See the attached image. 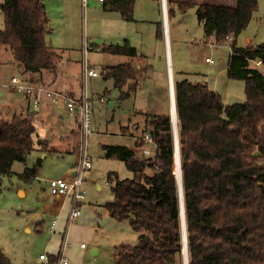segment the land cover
I'll list each match as a JSON object with an SVG mask.
<instances>
[{
  "label": "trees",
  "instance_id": "trees-1",
  "mask_svg": "<svg viewBox=\"0 0 264 264\" xmlns=\"http://www.w3.org/2000/svg\"><path fill=\"white\" fill-rule=\"evenodd\" d=\"M134 1L101 4L104 11L135 22ZM165 3L168 17L174 6L182 13L195 8L205 36L218 44L240 34L258 8L257 0ZM0 13V50L10 52L22 79L33 83L34 76L56 70L62 50L46 42L50 20L43 1L0 0ZM156 34L163 38L162 23ZM230 51L226 77L245 83L243 103L226 105L205 82H191L184 73L173 77L180 181L169 113L145 114L142 133L135 138V146L141 147L149 136L155 144L152 156L136 157L126 146H102L104 158L122 161L132 173L125 179L107 174L113 199L104 208L137 233L135 245L115 247L113 264H185L184 251L186 264H264V164L257 162L264 158V76L250 67L251 62L264 66V42L238 47L233 40ZM101 52L126 57L100 74L112 79L119 99L126 100L147 71L137 62L141 56L126 39ZM37 119L32 107L9 119L0 116V176H9L12 165L24 162L36 147L48 152L47 143L38 138ZM36 172L33 166L17 176L31 184ZM55 262L56 256L49 255L45 264ZM0 264H14L1 249Z\"/></svg>",
  "mask_w": 264,
  "mask_h": 264
},
{
  "label": "rangeland",
  "instance_id": "rangeland-1",
  "mask_svg": "<svg viewBox=\"0 0 264 264\" xmlns=\"http://www.w3.org/2000/svg\"><path fill=\"white\" fill-rule=\"evenodd\" d=\"M42 1L50 20L46 42L62 50L63 62L57 65L58 73L68 81L76 82L78 96H68L78 101L85 92L90 101L86 147L92 167L84 174L87 185L80 215L73 223H68L70 200L63 197L61 202L52 196L47 181L68 177L72 167L77 165L81 142L79 119L68 117L63 109L58 110L59 118L55 117L51 108L37 111L35 127L38 136L47 143L48 152L39 151L36 147L24 162L12 165L9 176H0V249L14 264H35L39 262L40 254L56 255L64 241L66 247L63 252L69 264H113L115 247L135 245L137 233L127 221L105 218L101 212L97 216L96 209L102 210L99 206L113 199L107 174L115 172L119 179H125L132 178V173L122 161L104 158L102 146H126L135 150L136 157L142 156V150L140 152L135 148V138L142 133L145 114L165 115L171 110L169 76L176 79L184 73L183 77L191 82H205L211 90L220 94L226 105L245 102V83L228 79L225 67L233 40L238 47L247 45L246 38L253 46L264 42V0H257V11L252 14L245 29L234 39L229 37L220 44L213 37L205 36L195 8L182 13L174 6L169 17L166 10V30L163 38L157 37V24L164 26L162 0H135V22H125L117 13L104 11L97 0H88L84 13L80 0ZM3 26L0 13V28ZM124 39L137 49L141 56L137 62L147 71L136 91L126 100H120L113 80H105L100 74L104 66L124 62L126 57L108 55L101 49L121 44ZM96 48L99 50L96 51ZM84 51L87 52L89 65L99 74L85 84L81 80ZM205 59L212 63H206ZM250 67L264 76V66L252 62ZM12 76L21 78L10 52L1 49L0 116L5 119L28 111L26 107L9 110L10 104L21 97L10 83ZM130 110L135 113L131 115ZM62 118L63 122L74 123L73 130L63 132L68 138L70 152L60 154L55 152L56 148L64 151L68 146L66 140L56 139V144L48 140L59 136V132L51 129L50 125L59 127ZM43 153L45 157H42ZM257 162L264 164V158H259ZM33 166L37 167V172L32 183L20 181L17 175ZM54 205H57L56 211L50 208ZM59 211L63 212L61 219ZM54 221L56 227L53 231L50 226ZM92 249L96 252L93 253Z\"/></svg>",
  "mask_w": 264,
  "mask_h": 264
},
{
  "label": "built area",
  "instance_id": "built-area-1",
  "mask_svg": "<svg viewBox=\"0 0 264 264\" xmlns=\"http://www.w3.org/2000/svg\"><path fill=\"white\" fill-rule=\"evenodd\" d=\"M100 3L103 0H98ZM82 12H85L88 0H80ZM96 51L99 49L96 48ZM206 63H212L211 60L205 59ZM99 74L92 68L87 60V52L84 51V55L81 62V80L85 84L87 80L91 78H97ZM10 83L15 90V93L21 95L29 101L30 107L37 110L42 101L46 100L51 106L58 109H63L68 117L79 119V129L81 131V142L78 155V163L73 168V175L70 180L64 178L51 179L47 181L49 192L56 197H66L70 200L71 209L68 214V223H73L80 215V205L85 198V179L84 174L90 170L91 160L87 155L86 139L89 134L90 128V101L86 98L85 92L81 95L80 99L74 100L64 93L42 87L35 83H30L24 79L13 76L10 79ZM103 99L100 98V101ZM78 112V113H77ZM145 143H153L148 135L144 136ZM56 227V221L52 223L50 229L54 231ZM64 242V241H63ZM61 244L59 252L55 255V264H69L68 259L64 255L63 249L66 244ZM65 243V242H64ZM81 247H84L81 244ZM46 255H39V260L43 264L46 263Z\"/></svg>",
  "mask_w": 264,
  "mask_h": 264
},
{
  "label": "crops",
  "instance_id": "crops-1",
  "mask_svg": "<svg viewBox=\"0 0 264 264\" xmlns=\"http://www.w3.org/2000/svg\"><path fill=\"white\" fill-rule=\"evenodd\" d=\"M98 1V0H97ZM99 2V1H98ZM100 3V2H99ZM101 4V3H100ZM101 6H102V4H101ZM112 13H115V12H112ZM163 33H164V28H163ZM127 40V39H126ZM165 40L167 41V39L165 38ZM245 42H246V44H251V40L250 39H248V38H246V40H245ZM63 62V58H62V61H61V63ZM125 62V61H124ZM121 63H123V62H121ZM252 63V62H251ZM256 63V62H255ZM118 64H120V63H118ZM256 64H258L259 65V63H256ZM115 65H117V64H115ZM109 66V65H108ZM112 66V65H111ZM58 67V66H57ZM104 67H106V66H104ZM226 69H227V65H226V67H225V76H226ZM58 68H56V70H54V71H52V72H43L42 73V75L39 77V76H34V81H33V83H35V84H38V85H40V86H42V87H45V88H48V89H53V90H55V91H58V92H61V93H64L65 95H71V96H73V97H77L78 96V93L75 91V89H76V82H75V80H72L71 82L70 81H68L65 77H61L60 76V74L58 73ZM58 73V74H57ZM13 77V76H12ZM37 77V78H36ZM21 78H24V77H21ZM26 79V78H25ZM173 79V78H172ZM44 82H48V84H45ZM102 98V97H101ZM30 108V104H29V101L27 100V99H25L24 97H20V99H18L16 102H12L11 104H10V106H9V110L10 111H14V110H17V109H20V108ZM48 109V108H51L53 111H54V115L56 114V118H59V117H61V115H60V112L58 111V110H62V109H58V108H54L53 106H51L50 105V103L48 102V101H46V100H43L42 101V103H41V105H40V107L37 109V111H41L42 109ZM135 112L133 111V110H130V114L131 115H133ZM40 114H42V113H40ZM52 121H53V119H52ZM64 121V119L62 118V122L59 124V127L61 128V130L59 129V127H57V126H54L53 124H51L50 125V127H51V129L52 128H55L56 130H57V132H59V136H57V138H55V140L53 139V140H51V139H49L48 141H49V143H57V140H60V139H65L66 140V142H67V144L66 145H68L67 146V148H65L64 149V151H60L58 148H56L57 149V151H55V152H57V153H60V154H63V153H65V152H70V150H69V143H68V138H65L64 137V134H63V132H64V130H67V132L68 131H70V130H73V123H71V122H69V123H66V122H63ZM71 125H72V128H71ZM36 131H37V128H36ZM55 131V130H54ZM69 133V132H68ZM38 135V134H37ZM38 138L40 139V140H43V139H41L39 136H38ZM57 139V140H56ZM44 141V140H43ZM143 142H144V140H143ZM56 147H57V145H55ZM135 148L137 149L138 148V150L141 152V150H142V156H146L147 154H150L151 156L152 155H154L155 154V144L154 143H145L144 142V145L143 146H141V147H139V146H135ZM134 152H135V150H133ZM146 154V155H145ZM78 156V155H77ZM42 157H45V154L43 153V156ZM41 166V165H40ZM73 168H74V166L72 167V169H71V171H70V174H69V176L68 177H64V179H66V180H70L71 179V177H72V175H73ZM85 179V178H84ZM48 185V184H47ZM85 185H87V180H85ZM49 189V188H48ZM97 189H100V187L97 185ZM53 196V195H52ZM57 200H60L61 202H62V200H63V197H56V196H54ZM84 201V200H83ZM83 201H82V203H81V205L80 206H82L83 205ZM107 203V202H106ZM105 203V204H106ZM104 204V205H105ZM104 205H102V206H99L102 210H100V209H96V211H98V214H97V216L99 215V213L101 212L102 213V216L103 217H109V218H111L110 216H109V213H108V211L104 208ZM50 208H53L55 211L58 209L57 208V205H54V207H50ZM63 217V212L62 211H59V218L61 219ZM99 218H100V216H99ZM112 220H115V219H113V218H111ZM117 221V220H116ZM84 248V247H83ZM92 252L93 253H95L96 252V250L95 249H92ZM41 255V254H40ZM52 255H55V254H52ZM47 256H49V255H47L46 254V257ZM38 260H39V256H38ZM42 263V261H40L39 260V262L38 263H35V264H41Z\"/></svg>",
  "mask_w": 264,
  "mask_h": 264
},
{
  "label": "water",
  "instance_id": "water-1",
  "mask_svg": "<svg viewBox=\"0 0 264 264\" xmlns=\"http://www.w3.org/2000/svg\"><path fill=\"white\" fill-rule=\"evenodd\" d=\"M162 13H163V23H164V33L166 30V3L165 0H162ZM169 94H170V101H171V96H172V103H173V111L174 113H172L171 111H169V115H170V121L172 124V128H173V132H174V140H175V148H176V154H175V158H176V175L178 177V180L180 181V168H179V159H178V146H177V118H176V110H175V102H174V95H173V81L171 76H169ZM257 155V153H255ZM185 246V243H184ZM185 250V249H184ZM184 256H185V264H186V251H184Z\"/></svg>",
  "mask_w": 264,
  "mask_h": 264
},
{
  "label": "bare ground",
  "instance_id": "bare-ground-1",
  "mask_svg": "<svg viewBox=\"0 0 264 264\" xmlns=\"http://www.w3.org/2000/svg\"><path fill=\"white\" fill-rule=\"evenodd\" d=\"M171 101H172V96H171ZM172 113H174L173 111V103L171 104V110H170Z\"/></svg>",
  "mask_w": 264,
  "mask_h": 264
}]
</instances>
